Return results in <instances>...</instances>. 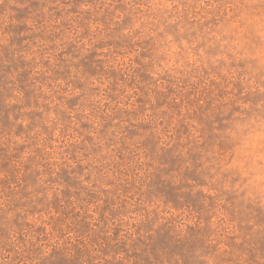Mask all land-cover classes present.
Here are the masks:
<instances>
[{"label": "rangeland", "instance_id": "rangeland-1", "mask_svg": "<svg viewBox=\"0 0 264 264\" xmlns=\"http://www.w3.org/2000/svg\"><path fill=\"white\" fill-rule=\"evenodd\" d=\"M262 132L264 0H0V264H264Z\"/></svg>", "mask_w": 264, "mask_h": 264}, {"label": "clouds", "instance_id": "clouds-1", "mask_svg": "<svg viewBox=\"0 0 264 264\" xmlns=\"http://www.w3.org/2000/svg\"><path fill=\"white\" fill-rule=\"evenodd\" d=\"M246 134L245 130L242 128H238L235 132L236 136H244ZM259 140L264 141V132H262L259 137ZM262 160H264V157H261ZM257 182H259V192L264 195V168L260 170V174L252 179L251 183L253 186L257 185Z\"/></svg>", "mask_w": 264, "mask_h": 264}]
</instances>
